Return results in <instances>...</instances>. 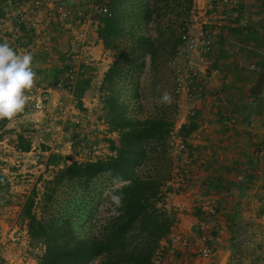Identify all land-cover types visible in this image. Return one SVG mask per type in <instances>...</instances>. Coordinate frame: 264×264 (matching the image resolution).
Instances as JSON below:
<instances>
[{
	"label": "trees",
	"instance_id": "trees-1",
	"mask_svg": "<svg viewBox=\"0 0 264 264\" xmlns=\"http://www.w3.org/2000/svg\"><path fill=\"white\" fill-rule=\"evenodd\" d=\"M102 1L107 10L99 15L98 35L105 48L114 52L101 84L102 102L109 129L118 133L110 140L114 153L80 162L69 161L60 153L46 157L45 165L55 170L45 180L42 199L33 187L24 196L21 209L30 237L46 246L38 264H156L154 254L176 220V210L163 201V187L172 168L167 137L178 112L172 92L175 68L171 62L184 43L182 34L193 0ZM232 30L250 34L244 26ZM256 39L258 45L264 44V36L256 34ZM147 67L158 109L154 114L143 115L140 76ZM88 77L77 82L79 106ZM165 90L171 94V103L158 100ZM8 121L0 119V138L7 136L18 149L29 150L30 131L7 127ZM197 121L196 113L182 124L185 137L197 128ZM42 148L46 146L43 144ZM103 173L120 182L112 193L122 194V199L99 231L91 229L96 218L86 201L82 211L77 204L57 212L61 189L79 187L81 199L91 201L96 195L92 183ZM9 186L8 176L0 167V191ZM38 203L39 212L35 209Z\"/></svg>",
	"mask_w": 264,
	"mask_h": 264
},
{
	"label": "built area",
	"instance_id": "built-area-1",
	"mask_svg": "<svg viewBox=\"0 0 264 264\" xmlns=\"http://www.w3.org/2000/svg\"><path fill=\"white\" fill-rule=\"evenodd\" d=\"M4 1L11 4L10 0H0V5H3ZM240 4L241 0H193L185 23L186 30L182 34L184 43L180 46L177 56L183 55L187 50L208 53L212 49L214 37L220 28L228 23L234 24L233 16L237 15ZM106 10V4L102 0H20L15 6V13L12 12L15 17V27L8 24L11 18L10 13L0 17V32H9L8 44L14 51L21 55L25 52L32 54L35 51H52L56 49L55 44L65 39L66 47L63 52L67 63L63 74L50 84L42 83L35 78L33 87L26 90L28 99L23 111L9 119V121L23 119L32 121L31 148L21 150L9 138H0V167L10 181L9 188L0 191V264H38L46 248L43 241L33 240L30 237L27 224L21 219L23 200L20 199L16 185L8 174H15L12 166L21 167L27 163L37 162L46 164V157L50 153H60L68 156L69 161L79 162L112 154L104 152L101 141L96 137V135L115 133L109 129L108 123L99 113L103 108L101 103L81 113L75 94L78 80L88 75L95 62L90 52L94 45L92 35L97 34L99 15ZM241 22L246 23L243 20ZM193 25L198 28L195 33L191 32ZM111 56H114V52L110 48L102 54V58ZM32 66H35L34 62ZM250 67H255V64H251ZM200 71L193 64L187 66L186 73H183L180 68L175 69L172 92L178 112L167 137L172 168L165 184L163 201L168 208L181 211L185 209V204L173 199L176 193L183 195L197 192L196 205L201 210L199 229L202 234L193 240L191 252L195 258L207 262L215 255V250L207 243V239L216 227L218 212L214 200L202 199V195L195 190L196 185L191 181L196 177L197 170L203 166L204 160L189 147L187 138L181 132L182 124L188 120H181L178 115L183 89H186V98L189 101L201 100L205 96L204 78ZM210 73L223 78V81L228 83V79L222 75L218 67L211 68ZM189 78L194 81L188 80ZM73 111L79 114L74 118L77 130H84L83 132L86 133L88 126L84 121L89 118L92 121L91 128L93 130L97 128V132H94L90 142L86 139L81 140V137L75 135L66 138L63 144L54 143L57 138L65 135L66 124ZM196 112V109L190 106L186 117L190 119ZM236 121L235 116H229L224 123L232 125ZM43 133L50 135L47 142L44 141ZM41 143H46L45 149L42 148ZM76 144L84 146L82 151L74 150ZM256 158L259 164L255 167V174L260 175L263 172L262 164H264V137L259 149L256 150ZM171 187L179 191H166V188ZM259 218L264 222V211ZM250 236L248 240L255 238L263 240L264 231ZM170 240V245H159L157 248L153 258L156 264H164L168 258L174 256L177 251H183L182 248L190 243L185 235L175 231L171 232ZM234 256L237 264H264L255 260L241 263L239 252H236ZM180 264H191V261L185 259Z\"/></svg>",
	"mask_w": 264,
	"mask_h": 264
},
{
	"label": "crops",
	"instance_id": "crops-1",
	"mask_svg": "<svg viewBox=\"0 0 264 264\" xmlns=\"http://www.w3.org/2000/svg\"><path fill=\"white\" fill-rule=\"evenodd\" d=\"M10 1L11 4L4 1V6L0 5V17L10 13L8 24L15 27L13 13L20 0ZM233 19H235L234 24H225L217 32L212 49L208 53L187 50L173 60L175 69L180 68L186 73L187 66L193 64L201 70L200 73L204 78L205 96L201 100L189 101L186 98V89H183L178 115L181 120L187 119L189 122L186 112L190 106H193L198 114V126L186 138L190 148L198 149L197 153L204 160V164L197 172L195 170L196 177L191 181L196 185L195 190L202 195V199L212 198L216 205L218 212L216 227L207 239V243L215 250V255L207 262L192 255L191 244L202 234L199 229L201 210L196 205L197 192L183 195L177 192L173 199L183 202L185 209L176 211V220L171 231L161 239L160 245L171 244L172 231L185 235L190 243L182 248L183 251H177L174 256L168 258L164 264H180L185 259H189L191 264H218L226 253H228L226 264H237L234 256L236 252L241 253V263L249 260L264 263V239L248 240L250 235L264 231V222L259 218L264 211V164H262V174H255V167L259 164L256 150L259 149L264 137V88L259 95H249L250 87L264 68V44L258 45L256 39V34L264 36V0H242L240 9ZM242 20L248 21V24H243ZM243 26L250 29V34L246 31L232 30ZM197 29V26L193 25L191 32L195 33ZM8 34L9 32H0V42L8 43ZM92 39L94 45L90 52L95 62L88 73L89 83L80 97L81 106L78 102L77 105L83 113L95 104L101 103L103 108L99 113L104 117L101 84L114 56L102 58L107 48L98 31L97 34L92 35ZM55 45L56 49L52 51L32 53L34 55L32 62L35 63L33 69L36 70L35 78L42 83L54 82L63 74L67 65L63 52L66 47L65 39ZM250 52H253L256 58L244 55ZM177 61L183 63L177 64L179 63ZM215 62L221 63L224 67L221 71L228 79V83H225L223 78L206 74L209 72L206 68L211 69L209 65ZM251 64H255V67L251 68ZM188 80L194 81L191 78ZM77 115L79 114L73 111L69 119L74 121ZM229 116H235L236 123L225 125L224 121ZM68 121L67 125L72 124H68ZM10 123L12 122L9 121L7 127H10ZM90 130V133H85L84 130L80 132L75 127L73 135H78L82 140L98 129L90 128ZM67 132L66 129V134L69 136L71 131ZM114 132L111 135H96L106 153H114L110 142L118 135L116 131ZM174 190L171 187L166 191Z\"/></svg>",
	"mask_w": 264,
	"mask_h": 264
},
{
	"label": "rangeland",
	"instance_id": "rangeland-1",
	"mask_svg": "<svg viewBox=\"0 0 264 264\" xmlns=\"http://www.w3.org/2000/svg\"><path fill=\"white\" fill-rule=\"evenodd\" d=\"M242 2V0H241ZM238 21V20H237ZM245 21V20H244ZM248 24V21H246V25ZM247 57H253L256 58L253 52L250 53H246L244 54ZM255 60V59H254ZM173 62H171V65L174 67ZM180 63H183V61H177ZM256 63V62H255ZM179 66V65H178ZM195 66V65H194ZM210 68H215L218 67L220 70H222L221 68H224L221 63L219 62H215V64H210L209 65ZM196 67V66H195ZM175 68V67H174ZM209 72L206 73L208 74V76H213L210 73V69H206ZM36 72V70H34ZM249 71V69H248ZM202 76L203 74L200 73ZM151 73L149 70L142 72L141 76H140V80H141V84L143 87V92H144V96H143V111L142 114L146 115V114H154L157 109L158 106L157 104H155V96H154V91H153V85H152V79H151ZM215 77V76H214ZM11 121V120H10ZM9 122V121H8ZM12 123H10V127L16 129H27L29 132V134L31 133V131H33V127H32V121L30 119H23V120H18V121H11ZM85 124L88 126L86 129H88L89 133H90V128H91V120L88 118L85 121ZM72 123L73 125L75 124V122L73 120L68 121V124ZM72 124L67 125L66 124V129L71 131L70 135L67 136L66 134V129L63 135V137L61 138H57L54 143H58V144H63V142H66V138L72 137L74 136V132H75V126H73ZM8 125V123H7ZM87 131V132H88ZM67 132V133H68ZM92 133V132H91ZM94 134V132L92 133V135ZM87 136L86 140L88 142L91 141L93 136ZM43 138L44 141L47 142V140L50 138V135L48 133H43ZM45 145L46 143H41V145ZM84 148L83 145L80 144H76L75 149L76 151L81 150ZM193 148L194 151L198 152V149L191 147V149ZM8 153V152H7ZM199 157H201L199 155ZM13 171H15V174H11L8 173L9 176L11 177L12 182L16 185L17 188V192L20 196V199H24V196L26 194H28L30 192V190L33 187H36L38 192H39V196L42 199V191L44 190V184H45V180L52 177V175L54 174V170L55 167L50 166L47 167L45 164L41 163V162H37V163H27L21 167H16V166H12L11 167ZM150 168V167H148ZM120 184L119 181L115 180L114 178H112L109 174L107 173H103L101 175H99L98 177H96L92 183V190L93 192L96 194L93 200H86V199H81V189L79 187L75 188H70L69 190H65L64 188L61 189L62 192L59 194L58 197V201L56 202L57 205V212L58 213H62L65 212L66 209L68 208H74L75 206H78L77 204H79L78 206V210H81L83 208V202H87V208L89 211H92L94 213V216L96 218L95 224H91V229H93V231L97 232L102 228V225L107 221V219L109 218V216H111L112 214H114L116 212V207L117 205L111 200V196L113 195L112 193V189L115 188L116 186H118ZM165 188V186L163 187ZM38 199L39 202H41V199ZM35 209L39 212L40 211V203H38V205H36ZM82 211V210H81ZM32 255V254H31Z\"/></svg>",
	"mask_w": 264,
	"mask_h": 264
},
{
	"label": "clouds",
	"instance_id": "clouds-1",
	"mask_svg": "<svg viewBox=\"0 0 264 264\" xmlns=\"http://www.w3.org/2000/svg\"><path fill=\"white\" fill-rule=\"evenodd\" d=\"M30 52L19 54L7 43L0 42V119H11L23 111L28 99L26 90H30L36 73L32 66ZM161 103H171L172 97L164 91L158 98ZM122 194H113L111 200L119 205Z\"/></svg>",
	"mask_w": 264,
	"mask_h": 264
},
{
	"label": "water",
	"instance_id": "water-1",
	"mask_svg": "<svg viewBox=\"0 0 264 264\" xmlns=\"http://www.w3.org/2000/svg\"><path fill=\"white\" fill-rule=\"evenodd\" d=\"M264 88V68L258 73L254 84L250 87L249 92L254 95H259L262 93ZM228 258V253H226L218 264H226Z\"/></svg>",
	"mask_w": 264,
	"mask_h": 264
}]
</instances>
